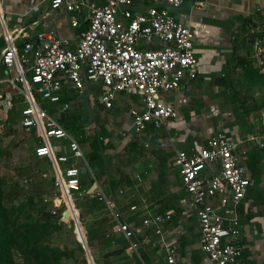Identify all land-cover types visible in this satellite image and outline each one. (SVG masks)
<instances>
[{"label": "crops", "instance_id": "0c3cea01", "mask_svg": "<svg viewBox=\"0 0 264 264\" xmlns=\"http://www.w3.org/2000/svg\"><path fill=\"white\" fill-rule=\"evenodd\" d=\"M69 1L76 3L78 8L66 12L62 7L51 10L50 0H0V56L5 49L3 30L14 36L18 54L23 53L22 44L35 42L39 32H50L66 42L68 49H73L79 34L87 28V6L100 5L103 0ZM157 6L165 8L175 21L194 34L192 51L198 66L196 77L193 80L185 78L178 89L159 94V99L176 112V118L165 121L157 129L147 126L143 133H135L130 127L128 112L142 108L139 96L116 94L110 108H104L98 101L99 83L85 82L80 92L64 84L59 98L68 99L63 103L68 106L64 113L59 112L63 104L34 100L43 110L46 107L56 110L48 115L62 130L58 122L60 116L71 121L85 136L96 138L102 150V163L96 168L88 167L86 144L79 142L74 135L76 132L64 130L77 143L82 159L71 158L67 140H50L53 154L68 158L66 163L55 166L59 171L72 166L78 169L79 176L86 174L83 185L79 183V192L95 198L103 206V209L90 211L89 223L105 218L104 230L121 235L116 232L117 223L110 218L104 203L111 201L120 214L119 222L137 234L132 240L138 244L136 249L130 250V241L126 240L128 246L121 257L137 255V250L141 249L147 254L141 264H168L165 248H169L173 251L171 264H210L199 249L195 210L183 191L173 159L177 151L190 155L206 147L207 138L221 130L227 139L237 143L246 176L252 181L234 210L240 228L234 240L241 248L239 261L241 264H264V152L250 140L264 134L261 131L264 107H257L263 100L264 89L251 85L245 73V65L250 63L257 70V58L264 60V0H184L178 8ZM148 7L147 0H133L130 11L139 13ZM72 22L76 25L71 26ZM140 45L160 47L157 41ZM24 55L29 59V54ZM2 71L0 64V95L9 93L12 107L5 115L0 114V121L4 122L14 108L17 117L11 121L15 120L19 127V112L26 103L17 97L18 86L12 89L8 84L15 70L10 69L8 77H4ZM257 73L261 74L258 70ZM20 131L29 138L33 135L32 151L42 144L33 129L27 133ZM36 158L33 156L43 167L49 162L53 185L54 165L45 157ZM63 201L65 208L73 206L66 198ZM58 208L55 206L52 211L55 213ZM70 211L75 213V221L74 206ZM166 214L169 219L158 225L162 237L154 234L152 224L142 228L144 219ZM129 217L135 222H127ZM108 223L112 224L110 228Z\"/></svg>", "mask_w": 264, "mask_h": 264}, {"label": "built area", "instance_id": "2783aa9c", "mask_svg": "<svg viewBox=\"0 0 264 264\" xmlns=\"http://www.w3.org/2000/svg\"><path fill=\"white\" fill-rule=\"evenodd\" d=\"M132 1L103 0L100 5L89 4L87 28L79 34L73 49H68L66 42L52 33L39 32L35 42H24L23 53L18 54L14 36L2 31L5 43L0 56L3 76L8 77L10 69L15 70L8 84L12 89L18 86L17 97L26 103L19 112V127L26 133L33 129L41 138L42 144L33 149V154L51 161L55 167L53 187L70 203L71 194L79 192V171L72 166L58 170L55 165L66 163L68 158L55 156L50 140H67V150L74 160L82 159V153L77 143L34 98L55 104L59 102L64 84L80 92L85 82L100 84L98 101L104 108H110L116 94L137 95L142 108L130 109L128 116L132 130L143 133L147 126L157 129L165 121L176 118V112L159 99V94L178 89L183 79L193 80L198 71L192 51L193 32L175 21L165 8L157 6L178 8L184 0H147L149 7L139 13L130 11ZM60 7L66 12L78 8L69 0H50L51 10ZM75 25V22L71 23V26ZM152 41L159 42L160 47L143 48L140 45ZM24 54H29V59ZM256 68L264 74L263 58H257ZM11 107V95L1 94L0 114L5 115ZM67 108V104H63L59 112L64 113ZM250 140L258 149H264V134ZM173 163L183 191L195 210L201 253L210 264H241V248L234 241L240 230L234 210L252 181L246 176L237 143L218 130L207 138L206 147L196 153L175 152ZM104 203L110 218L117 223L116 232L130 241V250H135L138 244L132 240L137 234L119 222L120 214L113 202ZM168 219V214L155 216L144 219L141 226L154 225V234L162 237L158 225ZM165 253L166 262L171 264L173 251L165 248Z\"/></svg>", "mask_w": 264, "mask_h": 264}, {"label": "trees", "instance_id": "16d2710c", "mask_svg": "<svg viewBox=\"0 0 264 264\" xmlns=\"http://www.w3.org/2000/svg\"><path fill=\"white\" fill-rule=\"evenodd\" d=\"M245 67L246 80L251 85L264 89V74H258L250 63ZM67 101L68 99L62 97L54 105H62ZM257 107L258 109L264 107V97ZM44 109L50 115L56 111L50 107ZM16 117L17 113L13 108L3 122L5 129L9 130L10 121L16 119ZM58 122L64 130L73 132V134L76 132L74 135L79 138V142L86 144L88 148L85 156L87 166L90 168L98 167L102 163V150L97 139L85 136L83 131H78V127H74L72 122L64 116H60ZM261 131H264V127L261 128ZM261 150L264 152V149ZM34 158L36 157L34 156ZM40 165L41 163L37 159L38 171L43 174L46 170L41 169ZM46 165L47 169L50 170L49 162ZM85 175L83 173L79 176L81 186L86 177ZM20 195L21 193L16 184L7 186L5 179L0 176V264H61L62 260L71 259L74 251L82 253L80 245L76 242L75 248L71 250L52 248L49 245V240L62 226L58 222L59 214L57 216L56 213L52 214L49 206L42 202L39 194L38 196H25L23 199L20 198ZM71 196L73 197L75 209L80 214V219L82 215L88 216L90 211L103 209V206L95 198H90L85 194H81V192L72 193ZM103 219L98 223L91 222L87 224L80 220L84 227L86 246L92 256L93 264H128L131 261L134 264H141L146 260L147 254L141 249L137 250V255L133 254L127 258L121 257L128 243L121 235L107 233L104 230L107 221H105V218ZM126 220L127 222L134 221L132 217ZM111 225V223H108L107 227L110 228ZM79 228L80 233L76 235L77 237L83 236L82 228ZM96 249L99 251L106 250L107 252L102 253L100 257H96L94 255ZM83 262L84 260H82Z\"/></svg>", "mask_w": 264, "mask_h": 264}, {"label": "rangeland", "instance_id": "374dc122", "mask_svg": "<svg viewBox=\"0 0 264 264\" xmlns=\"http://www.w3.org/2000/svg\"><path fill=\"white\" fill-rule=\"evenodd\" d=\"M33 140L34 137L32 134H30L29 138L28 135L20 131L15 120L10 122L9 130L5 129L3 121H0V176L5 179L7 186H12L13 184L18 186L21 199L25 196H38L39 194L42 202L49 206L50 211L53 210L52 201L54 200V205L59 206L58 209H55V213L56 216L59 214L58 222H60L62 226L59 231L51 236L49 245L56 250H62L64 248L67 250L74 249L76 246L75 239H79V237L76 236L80 233L79 227L82 228L84 234V227L81 221H83L84 224L89 223V216L82 215L80 219V214L73 204L78 218L75 220V225V221H73L75 213L70 211L73 208L71 204V207H68V205L66 206L67 210L70 211L68 212L69 218H64L63 220L60 218L61 212L65 209L63 197L59 195L58 191L55 190L51 183V171L47 170V167L43 168L42 164L40 165L41 169L47 171H45L44 174L38 171L39 167L37 166V161L33 159L34 155L32 148L34 142H31ZM70 199L73 203L72 196H70ZM103 252L104 251L96 249L94 255L100 257ZM82 260H84L83 263ZM61 264L88 263L83 251L82 253L74 251L73 257L68 260H62Z\"/></svg>", "mask_w": 264, "mask_h": 264}, {"label": "water", "instance_id": "95a60500", "mask_svg": "<svg viewBox=\"0 0 264 264\" xmlns=\"http://www.w3.org/2000/svg\"><path fill=\"white\" fill-rule=\"evenodd\" d=\"M67 213H68V210H67V208H65V209L61 212V214H60V218H61L62 220H63L64 218H67ZM75 241H76L77 244L80 245V248L82 249V251H83V253H84V255H85V259H86L87 263H88V264H93L92 259H91V256H90V253H89V250H88V248H87V246H86V240H85V236H84V234H83V236L80 235L79 239H78V240L75 239Z\"/></svg>", "mask_w": 264, "mask_h": 264}, {"label": "bare ground", "instance_id": "6f19581e", "mask_svg": "<svg viewBox=\"0 0 264 264\" xmlns=\"http://www.w3.org/2000/svg\"><path fill=\"white\" fill-rule=\"evenodd\" d=\"M67 218H69V213H67Z\"/></svg>", "mask_w": 264, "mask_h": 264}]
</instances>
